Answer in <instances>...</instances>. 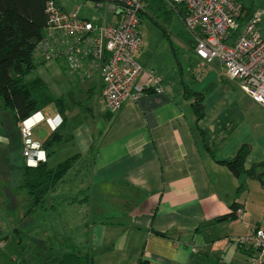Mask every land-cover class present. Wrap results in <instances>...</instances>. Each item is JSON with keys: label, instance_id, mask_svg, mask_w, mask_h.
<instances>
[{"label": "crops", "instance_id": "0c3cea01", "mask_svg": "<svg viewBox=\"0 0 264 264\" xmlns=\"http://www.w3.org/2000/svg\"><path fill=\"white\" fill-rule=\"evenodd\" d=\"M193 49L194 65L179 77L172 69L140 63L163 78V91L126 101L115 113L108 111L100 75L87 61L76 71L61 59L54 61L63 74L59 90L69 91L58 96L67 110L46 112H60L68 129L53 153L47 150V161L59 149L78 154V163L92 160L83 171L84 192L68 194L65 176L46 198L53 206L41 211L48 215L60 207L61 233L71 238L72 249L90 251L94 264H253L236 238L251 227L264 229V185L258 178L264 174V108L239 81L225 76L221 64H204ZM185 89L202 94L204 117L198 125L203 134L196 99ZM72 91L83 94L85 108L81 100L68 101L65 94ZM0 122L2 139L13 143L20 165L18 125L8 111L0 112ZM44 130L35 129V136L41 139ZM8 144L0 139L1 154ZM244 146L249 147L244 168L254 167V176H236L220 162L233 159ZM243 183L254 197L239 193ZM233 204L241 216L216 221L230 214ZM74 234L82 238L75 241Z\"/></svg>", "mask_w": 264, "mask_h": 264}, {"label": "built area", "instance_id": "2783aa9c", "mask_svg": "<svg viewBox=\"0 0 264 264\" xmlns=\"http://www.w3.org/2000/svg\"><path fill=\"white\" fill-rule=\"evenodd\" d=\"M103 7L101 17H86L64 10L56 0L45 2V35L36 46L37 63L63 60L69 71L88 62L98 71L101 93L109 112H117L126 101H136L148 91L162 92L163 78L144 68L136 59L144 42L139 14L145 0H91ZM171 8L182 7L184 26L200 60L218 62L224 74L239 81L241 90L264 108V35L259 25L264 8L247 15L243 0H165ZM110 15L111 20H107ZM244 21L242 33L239 30ZM64 122L60 112L37 110L20 122L21 154L28 166L47 161V150L35 129L44 124L47 132ZM241 216L242 210L236 211ZM236 242L247 248L253 264H264V229L251 227Z\"/></svg>", "mask_w": 264, "mask_h": 264}, {"label": "rangeland", "instance_id": "374dc122", "mask_svg": "<svg viewBox=\"0 0 264 264\" xmlns=\"http://www.w3.org/2000/svg\"><path fill=\"white\" fill-rule=\"evenodd\" d=\"M243 1L246 5V12L264 8V0ZM56 2L66 11L76 10L80 15L90 18L98 17L100 11L104 13V9L96 7V4L91 0H56ZM139 16L144 47L140 56L136 57L137 61L141 64L149 62L167 72L172 69L178 72V77L181 70L187 74L195 61L193 51H191L194 48V42L184 26L182 16L173 10L165 0H145L144 9ZM243 28L244 21L241 22L237 33H242ZM259 30L264 35V17L259 25ZM62 75L61 68L56 62L51 61L45 65L40 64L36 70L28 75L27 79H42L46 85L43 94L60 98L58 97L60 93L67 91L65 88L62 89L63 92L61 89L59 90V84L64 82H61ZM68 95L65 94L70 103L81 100V108L86 107L83 94L72 91ZM47 109L58 110L54 104H50ZM43 128L47 129L42 124L36 128V131ZM2 133L3 130L0 128L1 141L9 144L2 150V154L0 153V264H36L32 249L36 250L41 246L44 250L38 249L39 252L45 253L50 244H53L56 252L61 254L71 248V241H69L71 238L65 237L61 233L60 207L57 208L56 213L46 215L40 209L41 212L37 213L36 218L25 216L28 193L24 187H21L23 162L21 161L22 164L18 165L17 149L7 138L2 139ZM71 153L73 152H70V149H59L53 154L49 165L55 166L69 158ZM86 160L85 165L77 162L66 174V179L63 182L66 184L65 187H68V194L73 191L76 195L78 191L84 192L86 189L84 178L87 174L84 175L83 171H86L87 167L90 168L92 159ZM243 187L244 189L241 188L239 193L244 190L243 192L250 194V197L256 195L255 192H247V184L243 183ZM257 195L259 194L257 193ZM45 205L47 208L51 207L53 202L47 200ZM13 228H19L23 231L24 242L18 243V237L16 233H13ZM72 237L75 241L82 238L77 234L72 235ZM29 239L32 242L28 241Z\"/></svg>", "mask_w": 264, "mask_h": 264}, {"label": "trees", "instance_id": "16d2710c", "mask_svg": "<svg viewBox=\"0 0 264 264\" xmlns=\"http://www.w3.org/2000/svg\"><path fill=\"white\" fill-rule=\"evenodd\" d=\"M45 2L46 0H0V99L2 101L0 112L8 111L13 115L19 133L21 120L37 110L46 111L50 104H54L62 113L67 110L64 98H54L43 94L46 85L42 79H27L40 64L35 61L34 53L37 44L45 35ZM251 12L247 11V15ZM178 13L183 17L182 7L179 8ZM185 90L190 97L196 98L193 106L197 113V127L203 134V130L198 125L204 117L202 94ZM67 129L68 125L64 117V122L59 129L40 139L43 147L49 150L48 155L52 154L54 147L65 139ZM93 148L90 153L95 151ZM248 152L249 147L244 146L233 159L220 162L224 163L236 176L243 173L254 176L256 175L254 167L249 170L244 168ZM78 159L79 156L76 154L54 167H51L48 161L34 167L28 166L23 159L21 187H24L28 193L25 216L35 214L44 207L47 196L56 189ZM263 175H258V178L264 185ZM233 207L234 210L230 214L221 216L216 221L236 219V211L239 208L236 204H233ZM13 233H16L18 243L24 242L21 229L13 228ZM28 241L32 242L31 239ZM38 249L44 250L41 246L36 250L32 249L36 264H94L90 251L71 249L58 254L53 244H50L45 253H40ZM139 264L148 263L140 260Z\"/></svg>", "mask_w": 264, "mask_h": 264}, {"label": "water", "instance_id": "95a60500", "mask_svg": "<svg viewBox=\"0 0 264 264\" xmlns=\"http://www.w3.org/2000/svg\"><path fill=\"white\" fill-rule=\"evenodd\" d=\"M45 134H47V132L44 130L42 133L39 134L40 138H43Z\"/></svg>", "mask_w": 264, "mask_h": 264}]
</instances>
